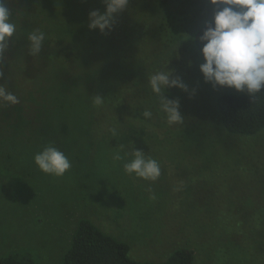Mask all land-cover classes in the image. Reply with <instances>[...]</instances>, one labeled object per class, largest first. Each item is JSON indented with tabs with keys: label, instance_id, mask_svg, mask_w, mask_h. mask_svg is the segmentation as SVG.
I'll list each match as a JSON object with an SVG mask.
<instances>
[{
	"label": "rangeland",
	"instance_id": "374dc122",
	"mask_svg": "<svg viewBox=\"0 0 264 264\" xmlns=\"http://www.w3.org/2000/svg\"><path fill=\"white\" fill-rule=\"evenodd\" d=\"M7 4L16 32L0 60V84L19 103L0 102V256L60 264L75 228L87 219L129 245L133 260L163 262L175 250L187 248L194 252L193 264H264V130L255 136L225 130L216 99L243 92L206 83L194 46L197 30L213 19L216 6L210 0H129L115 14L111 31L95 29L94 37L100 33L105 40L89 46L94 52L126 50L124 57L138 53L139 61L125 81L126 99L131 95L137 102H153L141 105L152 116L136 120L143 126L139 129L122 127L102 137L97 133L99 140L106 139L103 143L93 145L82 137L61 146L64 131L42 132L27 122L29 116L37 118L36 103L45 99L43 87L51 83L36 56L29 54L27 37L35 30L45 33L39 54L45 56L50 33L39 24V10L48 6L54 23L60 22L55 32L61 40L64 22L75 23L71 46L76 48L75 38L82 43L93 36L89 13L104 12L106 5L104 0ZM63 52L53 67L74 62L71 55L60 60ZM159 71L171 72L170 79L180 78L187 86V91L169 87L164 93L179 101L183 124H168L148 83ZM136 110L130 108L129 115ZM49 143L72 163L63 176L44 173L34 161ZM134 148L159 162L157 180L125 173L123 164L131 158L125 154ZM116 152L123 160L113 159Z\"/></svg>",
	"mask_w": 264,
	"mask_h": 264
},
{
	"label": "trees",
	"instance_id": "16d2710c",
	"mask_svg": "<svg viewBox=\"0 0 264 264\" xmlns=\"http://www.w3.org/2000/svg\"><path fill=\"white\" fill-rule=\"evenodd\" d=\"M39 13L40 18H42L39 24L44 26L42 29L50 35L49 42H45L46 46L49 47L48 52L45 56L42 54L37 55L36 63L43 74H49L48 83L50 80L51 83L47 87H43L46 93L45 99L36 103L39 108L37 118L34 119L29 116L27 122L35 123L32 127L43 128L42 132L50 130L53 132H57V130L64 131L62 137H65L66 141L62 140L61 146L68 145L82 137L85 140L87 138L91 139L93 145H95L96 142L103 143L106 140L105 138L99 140L97 133H100L102 137L105 132L112 133L122 127L124 129L126 127L142 128L143 126L136 122V120L146 119L143 116L145 110H141V105L147 106L153 102L142 100L137 102L138 98L131 95L129 96L130 101H127L126 96L129 90L125 88V81L128 80L130 71L139 61L138 53H131L124 57L123 54L126 50H118L114 53L109 49L99 53L94 52L89 46H95L98 40H105L100 33L97 37H94V30H92L93 36L90 35L85 41L82 40V43L78 38H75L78 45H76V48H72L71 44L75 45L72 42V37L76 34L73 27L76 25L75 23L73 25L72 19L69 23L64 22L63 34L65 38L61 40L55 32L60 31V22L56 20V23H54L55 19L51 18L49 7H41ZM58 19L62 20V18ZM212 21L213 19L199 28L194 37V46L201 54L203 63L206 61L202 54L203 42L200 37ZM62 51L64 52L60 60L64 58L69 60L68 55H71L74 57V62L64 63L58 69L55 66L53 67V64ZM94 96L104 98L103 104L100 106L94 105ZM216 106L219 121L230 135L255 136L264 130V89L253 96H250L247 92L221 95L216 99ZM130 108L137 109L133 115L128 113ZM77 134L80 135L77 136ZM43 140L44 143L49 142L47 138ZM193 263L194 252L187 248L175 250L163 262L133 260L130 257L129 245L105 234L87 219H83L78 223L69 248L60 262V264ZM0 264L41 263H37L29 256L9 254L0 256Z\"/></svg>",
	"mask_w": 264,
	"mask_h": 264
},
{
	"label": "clouds",
	"instance_id": "9594fccd",
	"mask_svg": "<svg viewBox=\"0 0 264 264\" xmlns=\"http://www.w3.org/2000/svg\"><path fill=\"white\" fill-rule=\"evenodd\" d=\"M129 0H104V12L89 13V28L99 29L102 33L111 31L115 22V14L123 11ZM216 6L213 21L209 23L200 40L203 42L202 54L205 63L200 65L205 82L213 88L229 87L238 92H247L250 96L264 89V0H210ZM214 25V26H213ZM16 32V25L11 20V11L7 0H0V60L9 47V42ZM29 54L37 56L42 50L45 33L32 31L27 37ZM169 71H159L148 78L152 91L159 98L160 108L166 115L169 125L183 124L179 111V101L165 97L169 87H179L187 91V86L180 78L170 79ZM3 74L0 73V78ZM104 98L93 97L96 106L103 104ZM0 102L15 105L18 97L0 84ZM146 119L152 113L143 112ZM123 164L126 174L155 181L161 175L159 162L146 155L142 150L134 148ZM116 161L123 160L119 152L113 156ZM34 161L38 168L46 174L63 176L71 167L69 158L54 145H47L38 152Z\"/></svg>",
	"mask_w": 264,
	"mask_h": 264
}]
</instances>
